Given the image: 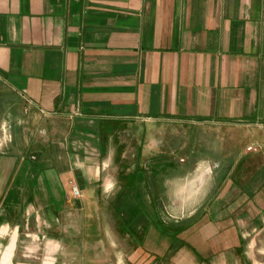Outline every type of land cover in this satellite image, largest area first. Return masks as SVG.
Segmentation results:
<instances>
[{
    "label": "crops",
    "instance_id": "obj_1",
    "mask_svg": "<svg viewBox=\"0 0 264 264\" xmlns=\"http://www.w3.org/2000/svg\"><path fill=\"white\" fill-rule=\"evenodd\" d=\"M165 124L192 126L183 167L152 154L146 126ZM251 248L264 0H0V264H248Z\"/></svg>",
    "mask_w": 264,
    "mask_h": 264
},
{
    "label": "rangeland",
    "instance_id": "obj_2",
    "mask_svg": "<svg viewBox=\"0 0 264 264\" xmlns=\"http://www.w3.org/2000/svg\"><path fill=\"white\" fill-rule=\"evenodd\" d=\"M138 129H141L139 125H137ZM146 133L148 138L151 141V144L154 146H159L158 150H154L153 156L160 155V146H163V155H167L169 159L175 163L176 165H187V161L189 160L187 157L192 152V126L185 125H176V124H165L158 125L155 127H147ZM185 161V162H184ZM184 162V163H183ZM191 170V169H190ZM189 170V171H190ZM172 175H175L172 173ZM207 189V187H206ZM177 187L172 184L169 194L168 200V211L172 212V204L176 205L177 200ZM165 218H168L169 221H177L180 216L177 215H165ZM259 251H264L259 248H251L248 249V264H264V254H260ZM122 264H128L127 262H122Z\"/></svg>",
    "mask_w": 264,
    "mask_h": 264
},
{
    "label": "built area",
    "instance_id": "obj_3",
    "mask_svg": "<svg viewBox=\"0 0 264 264\" xmlns=\"http://www.w3.org/2000/svg\"><path fill=\"white\" fill-rule=\"evenodd\" d=\"M247 150L248 151L256 150V146L249 147V148H247ZM71 191H72L73 196L77 197L79 195L78 190L75 187H72Z\"/></svg>",
    "mask_w": 264,
    "mask_h": 264
}]
</instances>
